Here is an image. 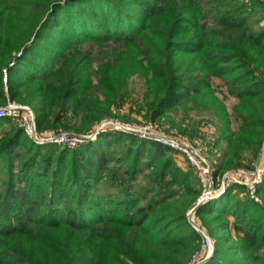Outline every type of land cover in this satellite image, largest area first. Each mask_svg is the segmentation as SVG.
Listing matches in <instances>:
<instances>
[{"label":"trees","instance_id":"obj_1","mask_svg":"<svg viewBox=\"0 0 264 264\" xmlns=\"http://www.w3.org/2000/svg\"><path fill=\"white\" fill-rule=\"evenodd\" d=\"M256 10L264 13V0H0V106L10 98L35 109L39 128L88 132L140 71L151 118L189 103L215 109L223 174L264 147ZM121 67L123 79L114 76ZM213 78L237 100V129ZM175 150L124 130L77 148L38 143L0 118V264H191L203 235L189 210L202 189ZM105 182L119 191H102ZM236 188L245 186L196 213L216 240L203 264H264V205Z\"/></svg>","mask_w":264,"mask_h":264},{"label":"rangeland","instance_id":"obj_2","mask_svg":"<svg viewBox=\"0 0 264 264\" xmlns=\"http://www.w3.org/2000/svg\"><path fill=\"white\" fill-rule=\"evenodd\" d=\"M242 1L248 2L249 0H242ZM252 20L255 21L254 23L255 28L261 27L264 29V13L263 12H258L256 10V13L253 14ZM114 76H117V78L123 79L126 76V73L124 69L121 67L118 70V72L114 74ZM125 80L127 82H126V86L123 87L122 89L124 90L123 100L120 99L119 102H117L116 104H113L110 107V112H111L110 116L96 123L91 128V130H89L88 132L86 131V132L78 133L73 130H63L62 128L60 129V131H63V132L68 131L69 133H72L74 135H87L88 134V135L94 136L93 138L89 140L88 139L84 140L83 142H80L77 146H73L71 148H77L90 141H96L100 133H102L103 131L105 132V131L124 130V131L130 132L127 128L136 129L137 127H140V126H147L149 124H153L155 126L153 130L154 134L161 135L164 137H169V138L180 139V140L186 141L187 143H190L196 146L198 149H200L203 153H205L208 156L213 166L217 168V163L219 162V157L222 154V150L220 147H217L215 143L217 139L222 135L221 128H222L223 123L220 121V117L216 113L214 108L199 107V106L194 107L192 106L193 105L192 103H189L188 107L180 106L176 109L175 108L168 109L162 117L153 119L151 118V116H149L148 102L150 98L147 97L148 96L147 93L149 91V83H148L147 77L143 74V72L136 71L132 73ZM212 84L218 90L219 96L224 98L226 105L228 106V110L230 111V121H231L230 126L234 129H237L239 126V122L238 120H236L235 115L231 114L233 111V106L237 102L236 98L228 94L227 88L225 87L221 79L213 78ZM101 97H104V96L101 95ZM13 101L17 102L18 104L26 105V103H22L20 101H16V100H13ZM13 122H14V125H17L18 127H20L17 121L13 120ZM105 122L107 123L103 127L104 130L101 129V131L97 132V129ZM50 129L57 130L55 128H50ZM39 130L43 131L47 129L39 128ZM151 139H154V138H151ZM223 143L224 145H226V142H223ZM56 144L60 145L61 147L68 146V145L61 144V143H56ZM175 151L176 152L174 153V156H175L177 164L180 167H182L185 170H188L191 167L193 168V166L189 162L186 155L181 153L179 150H175ZM261 155L262 157L264 156V147L259 157L257 158L253 156L252 151L250 150L246 151L244 158H243L245 165L236 167V168L254 169V166L259 162ZM196 174L197 173H195L194 175L196 176L197 187L202 189V185ZM1 175L2 174H0V177H2ZM146 182H147V179L141 176L139 180L137 181V187L139 185L145 184ZM237 185L239 184H233L230 187H237ZM1 186L2 185H0V189L2 188ZM259 187L257 191V197H252V195L247 191L246 188L244 190H238L236 188L234 190V193L236 196L240 198H244L246 194H248L256 202L264 205V193L262 194L259 193ZM101 189L104 192L119 191V188L116 186H113L110 182H105L104 185L101 186ZM216 198H219V196ZM216 198H213V199H216ZM198 199L194 203L192 208L189 210L190 211L189 220H190L191 211L197 205ZM195 217H196V222L203 228L204 231L207 232L208 230L206 227H204L202 219L198 217L197 214L195 215ZM228 219L230 222V230H231L232 237L233 239L237 240L239 234L234 229L235 218L230 215L228 216ZM211 237L214 239L213 236ZM214 245L216 247V240H215Z\"/></svg>","mask_w":264,"mask_h":264},{"label":"built area","instance_id":"obj_3","mask_svg":"<svg viewBox=\"0 0 264 264\" xmlns=\"http://www.w3.org/2000/svg\"><path fill=\"white\" fill-rule=\"evenodd\" d=\"M19 55H21V53H19ZM14 63L15 62H12L11 65ZM4 74L7 84L9 78L7 69L4 70ZM2 117H9L17 121L26 134L38 143L53 142L73 147L84 140H89L94 137L88 134L74 135L68 131L63 132L51 129L41 131L38 128L35 109L31 105L18 104L10 98L5 105L0 106V118ZM154 128L155 126L153 124H149L147 126L137 127L136 129H127L136 134L141 133L143 137L154 138L159 142L179 150L187 156L202 185V194L198 199V203L201 202L206 204L211 199L223 194L233 184L245 186L252 197H257L258 187L264 180V156H260L259 162L254 166V169L236 168L226 171L221 175L216 171V168L213 166L208 156L196 146L180 139L156 135L153 132ZM102 130H104V128H102ZM150 135H155V137H151ZM194 219L196 221V217H194ZM199 231L203 235V241L200 250L196 253L191 264H201L202 261L212 253L214 248L215 240L204 231L203 228L199 229Z\"/></svg>","mask_w":264,"mask_h":264},{"label":"water","instance_id":"obj_4","mask_svg":"<svg viewBox=\"0 0 264 264\" xmlns=\"http://www.w3.org/2000/svg\"><path fill=\"white\" fill-rule=\"evenodd\" d=\"M107 122H105V123H103L98 129H97V132H99V131H101V129L104 127V125L106 124ZM139 135H142L141 133H139ZM151 137H155V135H150ZM202 205H204L203 203H198L194 208H193V210H192V212H191V215H190V222H191V224L196 228V229H202V227L195 221V219H194V217H195V215H196V213H197V211H198V209L202 206ZM215 245H214V248H213V251H212V253L207 257V258H205L203 261H202V263L201 264H203V263H205L206 261H208L212 256H213V254H214V252H215Z\"/></svg>","mask_w":264,"mask_h":264}]
</instances>
